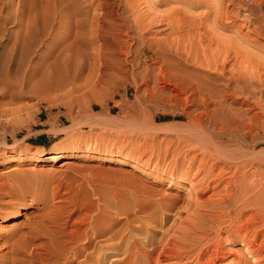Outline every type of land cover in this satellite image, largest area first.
<instances>
[{"label": "bare ground", "instance_id": "6f19581e", "mask_svg": "<svg viewBox=\"0 0 264 264\" xmlns=\"http://www.w3.org/2000/svg\"><path fill=\"white\" fill-rule=\"evenodd\" d=\"M29 1L16 0L19 20L23 21L25 10L27 12L26 26L29 30L23 44L24 54L31 48L35 52L40 48H49L51 52H47L51 54L54 51V56L49 54L46 57L44 54L45 57L41 58L43 55L39 57L36 54L37 60L30 64L29 59V69L24 78L16 82L17 89L9 96L16 97L37 88L38 81H35L34 75H38L39 65L42 69V65H45L48 70L45 73L42 71L43 75H47H39L40 78L49 77L51 72L48 68L53 63H64L70 55L80 51L88 55V82L105 81L106 89L111 91L118 84H124L127 99L131 87L140 90L143 86L142 95L150 99V96L157 94L156 91H164V85L173 86L184 101L182 115L189 122L185 123V127L188 124L191 128V122L192 128L197 130L191 128V131L198 134L194 137L190 132L193 140L184 138L189 148H194V154L189 158L183 157L176 166L184 168L186 165L178 180L181 181L184 175H191L186 190L195 197L188 193L185 204H193L194 208H189V213L193 215L192 222L195 218L199 222L192 223L186 229L183 228L185 225L177 227L173 224L162 230L168 213L161 215L159 210L157 215L152 211L154 214L148 218L154 224L149 226L150 229L143 227L145 235L142 233L144 237L141 234L143 238L137 240L134 235L127 236L125 227L124 231H121L124 229L121 226V229L115 230L119 221L117 218L110 217L112 226L105 225L109 218L107 204L99 190L100 193L94 189L98 199L95 198L96 202L92 200L91 196L95 193L87 189L90 181L86 187L78 183L79 177H74L78 183L74 186L75 181L71 180L73 176L68 182L61 176L55 177L48 170L40 173L26 170L28 176L24 175L23 169L11 171L0 175V216L9 218L19 206L27 203H35L41 213L34 217L24 232H13L15 240L10 244L9 252L2 256L0 264H188L184 259L189 261L196 258L197 262L205 254L207 257L203 258V264H221V261H217L222 256L218 254L222 243L219 238L214 241L208 239L206 244L200 245L201 248L194 249L204 236L210 237L213 232L216 236L225 232L230 240L238 238L244 244L252 260L244 253L235 257L234 264H262L264 63L257 65L254 72L242 70L247 55L241 51L236 40L254 44L264 53V0H217L201 15H191L190 12L195 9L189 4L193 3L191 0H177L187 3L185 8H170L167 11H158V8L169 5L171 0H118L116 5L108 0H40V3L34 2L32 7L35 9L39 4L37 10L30 8L32 4ZM9 2L0 0V26L5 25L11 17L6 12ZM27 4L30 6L27 7ZM0 30L1 34L3 28ZM163 30L165 35L156 38L155 34H161ZM226 30L233 32L234 38L231 35L222 38L220 32ZM44 37L53 41L56 39V42L50 41L54 44L49 45ZM20 38L23 39L22 36ZM180 56L184 57L183 61ZM51 59L52 64H46ZM125 98L123 100L129 101ZM130 103L126 107H132ZM138 105L141 107L140 102ZM178 106L180 108V103ZM135 115H139L137 111ZM58 148L57 144L51 147L55 151ZM256 149L259 151L255 152ZM194 166L196 168L192 172ZM132 168L141 169L135 164H132ZM213 182L214 185H211ZM219 185L222 186L216 194L218 197L208 200V195V202L205 199L208 208L198 212L200 206L205 205L197 202L196 194L203 195L205 190L215 189ZM98 186L100 188V184ZM170 198H167V203L175 204L177 198ZM148 201L151 203L152 198ZM166 205V208H170ZM123 212L120 214L127 219L125 225L135 220L134 217L129 219V213ZM224 224L229 228L226 229ZM136 229L137 232L142 231L139 227ZM98 241L102 242L97 244Z\"/></svg>", "mask_w": 264, "mask_h": 264}, {"label": "rangeland", "instance_id": "374dc122", "mask_svg": "<svg viewBox=\"0 0 264 264\" xmlns=\"http://www.w3.org/2000/svg\"><path fill=\"white\" fill-rule=\"evenodd\" d=\"M108 1L114 5L118 4V0ZM191 1L193 3L189 2V4L195 7L190 12L192 13L191 15H201L207 12L208 6L217 0ZM10 2L8 4L9 9L7 8L6 12L11 17L8 16L9 19L4 23L5 25L0 26V29L3 28V32L0 34V175L3 176L7 172L23 169L26 173L24 175L28 176L26 170L36 173H40L41 171L47 172L46 170H48L54 173L55 177L61 176L64 181H68L73 176V179H70L75 181V184L73 183L74 186L79 183L88 187L89 185L87 186V183L90 181V187L87 189H89V192L91 190L93 194L95 193L91 196L92 200L97 201L98 193L96 191L99 190L102 192L101 195L104 197L105 205L107 204L106 208L109 212V218L105 225L107 224V227L112 226L113 223L110 217L117 218L119 221L118 223L116 222L115 230L125 227L126 230L124 228L121 231L125 230L124 232L127 236L134 235L137 240L144 237L145 228L150 229L149 226L151 225L152 227L154 224L148 218V216L150 217L154 213L157 215L159 213L161 215L168 213V219L165 220V223H162V230H165V228L173 224L177 227H183L185 225L183 228L186 229L189 228V225L192 226L195 224L194 222L198 223L199 221L197 222L196 218L192 222L193 215L190 216L189 213V208L191 210L194 208L193 204H188L189 206L185 204L186 198L188 199V195L190 194L186 188L190 185L191 175H184L181 181L178 180L180 178L179 176L183 174L182 172L185 171L186 165L184 168L180 165L176 166L180 159H183V157L189 158L194 154L192 152L194 148H189L183 140H185V137L193 140L194 135H196V133L193 134L195 132L194 130L191 131L193 126L191 122V128H189L188 119L182 115L184 108V104L182 103L184 101L181 99V94L177 93L173 86L163 84L165 86L164 91H156L157 94L152 97L150 96V99L142 95L143 86L140 90L131 87L128 89L129 97L127 99L124 96V91H126V85L124 84H122L123 86H121V83L118 84L114 91H111L106 89L105 81L100 83L92 81L89 83L87 80L88 64L86 66L88 55L80 51L70 55V58H72L67 59L64 63L56 62L52 64V59L50 61L48 60L46 64L53 65L51 68H48L50 69V75L52 77L49 75V77L42 78L47 75L43 74L48 70L45 65H42V69L37 64L39 65L37 68L39 70L37 72L38 75H34L36 77L35 81H38L37 88H33L34 91L23 92L22 95L10 97L9 95L14 89H17L16 82H20V78L21 80L24 78L26 70L29 69L30 62L37 60L36 54H39V57L43 55L41 58L45 57L44 54L47 55L46 57H49L50 54L47 52L49 48H40L36 51L37 53L34 50L31 51V48L29 51H26V55L24 54L23 44L26 43L25 39L27 38V31L29 30L27 29L29 27L26 26L27 12L25 10L26 16L23 17V21L25 20L26 22L21 21L22 19L19 20L17 2L16 0H10ZM34 2L37 4L40 3V0H30L29 3L32 5L27 4V7L30 6L32 8ZM13 4H15V7ZM185 5L187 3L171 0L169 5L159 7L158 11H167L170 8L182 10L185 8ZM11 6L14 9L17 8V11L15 12ZM38 6L32 9L37 10ZM27 7L26 9L29 10L30 8ZM9 11H13L14 15L12 12L11 14L16 18ZM31 15H33V12ZM18 24H21V26L17 27ZM21 29L26 31H22ZM165 33L163 30L161 34H155L156 38H162ZM220 33L222 34V38L230 35V37L234 38L235 36L233 32L227 30L221 31ZM252 38L255 37L253 36ZM44 39H46V43L48 42L49 45L54 44L51 43L53 40L46 37ZM17 42L19 43L17 44ZM53 42H56V39ZM195 42L196 40H194ZM262 42H264L263 39ZM236 44H240L241 51L247 55L244 59L245 62L242 64V70L246 69L248 72H254L256 71L254 69L258 68L257 65L264 63V53L258 46L238 40H236ZM53 54L54 51L50 55L54 56ZM182 55L184 56L185 54L182 53ZM184 57L180 56V60L183 61L182 58ZM39 75L42 77L40 78ZM159 86H162V84ZM92 87L94 89L93 91ZM95 91L99 94L94 93ZM176 94L179 96H175ZM124 98L129 101L123 100ZM177 100L179 101L177 102ZM170 101L177 102V106L173 102L172 104L169 103ZM116 102L118 103L116 104ZM127 102H131L132 107H126ZM139 102L141 107L138 105ZM141 102L145 103L143 104ZM179 103L181 109L178 106ZM134 110L137 111L138 116L135 115ZM185 123H188L186 124L187 127H185ZM193 128L196 130L195 127ZM184 129L189 130V132ZM190 132H192L194 137H192ZM188 135L191 136L189 137ZM53 144H57L59 147L58 150L56 149L57 151L51 149ZM257 149L255 152L259 151ZM260 149L262 150V148ZM189 151L190 153H188ZM54 152L60 155L62 154V156ZM132 164L137 165L141 169L132 168ZM195 168L196 166L193 167L192 172ZM74 177L76 179L79 177L77 179L78 183L77 180H74ZM99 184L100 188L98 186ZM211 185H214V182ZM96 186L97 188H95ZM220 186L222 185H219L215 189L205 190L203 195H200L202 193L196 194L197 202H202L206 206H203L204 209L200 206V211L198 210V212L206 211L205 208H208L206 204H208V200H211L210 197H218L216 194L219 188H221ZM149 193H151V196ZM192 195L190 194V196ZM150 197L152 198L151 203L156 204L154 205L155 207L148 201L149 199L151 200ZM165 197L169 200H171L170 197H172V200H176V198L177 200L175 204L172 203L173 205H169ZM192 197H195V194ZM207 197L208 200L206 199ZM153 198L158 201H153ZM162 199H164V204L163 202H159ZM161 204L163 206L167 204L170 208L163 207ZM123 211L129 213V219L130 217L135 218L129 225H125L127 219L124 215L120 214L125 213ZM142 211H145V214ZM40 213L35 203H27L19 206L18 210L12 213L9 218L5 215H3L5 218L0 216V260L5 253L9 252L11 248L10 244L15 240V234L13 235V232H24L34 217ZM143 217H146L148 220ZM187 223L188 227L186 226ZM224 226L226 229L229 228L228 226L226 227V224ZM138 227L143 232H137L136 230L138 229L136 228ZM143 227L145 228L143 229ZM210 235L212 236H208L207 238L204 236L201 241L203 243H197L194 249L198 250L201 248V246L206 244L208 239L214 241L219 238L222 240V243L220 244L221 252H218V254L222 256L217 261H221V264H234L236 256L243 255L247 252L244 244L239 242L240 240L238 238L230 240L229 237H226L225 232H221L218 236L214 232ZM227 238L228 240H226ZM257 241L260 242V239ZM100 242L98 241L97 244ZM205 255H203V258L207 257ZM245 256L252 260L249 254L246 253ZM133 258L136 257L134 256ZM203 258L197 262L196 258H192L189 261L183 259L188 264H203ZM261 261L264 264V259Z\"/></svg>", "mask_w": 264, "mask_h": 264}]
</instances>
